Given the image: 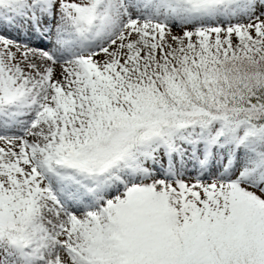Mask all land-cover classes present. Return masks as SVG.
<instances>
[{
  "label": "snow or ice",
  "instance_id": "snow-or-ice-1",
  "mask_svg": "<svg viewBox=\"0 0 264 264\" xmlns=\"http://www.w3.org/2000/svg\"><path fill=\"white\" fill-rule=\"evenodd\" d=\"M0 264H264V0H0Z\"/></svg>",
  "mask_w": 264,
  "mask_h": 264
}]
</instances>
